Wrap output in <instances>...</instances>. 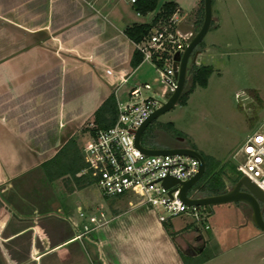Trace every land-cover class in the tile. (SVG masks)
Instances as JSON below:
<instances>
[{"label": "crops", "instance_id": "1", "mask_svg": "<svg viewBox=\"0 0 264 264\" xmlns=\"http://www.w3.org/2000/svg\"><path fill=\"white\" fill-rule=\"evenodd\" d=\"M170 2L178 17L184 0ZM157 8L143 22L129 0H0V264H183L177 241L191 259L209 247L199 232L189 245L171 239L144 206L97 207L89 184L49 182L41 167L70 139L81 154L94 112L147 63L130 67L124 30ZM196 14L177 30L197 28ZM240 232L235 249L264 236ZM218 248L201 264H220L230 247Z\"/></svg>", "mask_w": 264, "mask_h": 264}, {"label": "rangeland", "instance_id": "2", "mask_svg": "<svg viewBox=\"0 0 264 264\" xmlns=\"http://www.w3.org/2000/svg\"><path fill=\"white\" fill-rule=\"evenodd\" d=\"M170 1L158 0L157 11ZM200 2L184 0L182 12L178 15L180 22L192 20L196 13L202 22ZM144 18L143 22H149V15ZM196 50L203 52V55L197 58L195 65L212 67L207 87L202 89L197 86L185 106L177 104L161 115L145 129L143 135H151L158 141L159 138H174L173 130L164 133L159 131V125L172 124L174 130L182 136L176 141L181 140L185 145L190 142L197 152L219 162L218 170L226 166L221 178L226 189L230 190L232 182L240 178L232 168L233 153L242 146L247 136L259 127L264 128V0H212V27ZM188 81L187 77L185 87L190 84ZM144 83L152 87L144 97L164 101L158 96L162 83L149 63H144L139 73L123 87L120 99H124L126 91L133 85ZM83 145L84 141L80 143V148ZM198 182L190 189V193L199 186ZM88 189L94 204L97 207L103 204L106 211L115 200L102 197L92 183ZM122 201L126 203L127 199ZM237 209L246 215V223ZM153 212L157 215L159 211L154 209ZM199 212L202 213L204 223H196L191 217L181 216L168 220L165 223L166 230L175 236H183L182 239L189 245L196 240L197 228L209 245V255L218 252V246L230 247L219 260L220 264H264V236L247 240L239 249L233 248L236 231H259L251 222L248 206L232 203L212 206L209 211L200 207ZM204 226H208V229H204ZM177 243L181 245V251H186L181 241Z\"/></svg>", "mask_w": 264, "mask_h": 264}, {"label": "built area", "instance_id": "3", "mask_svg": "<svg viewBox=\"0 0 264 264\" xmlns=\"http://www.w3.org/2000/svg\"><path fill=\"white\" fill-rule=\"evenodd\" d=\"M134 2L129 0L130 4ZM177 24L176 12L167 22H159L146 39L135 44V49L143 56L142 62L149 63L156 70L162 83L158 96L164 101L144 97L152 90L148 83L133 86L126 91L123 100L116 97L114 124L107 129H99L92 122L86 127L87 139L81 149L85 164L82 174L89 176L104 198L127 199L130 206L158 210L157 218L161 224L181 216L191 217L202 224L204 219L199 212L200 207L187 206L180 200L178 184L169 188L162 185L166 178L178 182L190 180L198 173V162L182 155L148 156L135 144V132L165 103L166 97L176 87L173 57L186 47L185 38L177 31ZM157 63H162V67ZM232 162L240 178H246L264 194V128L259 127L246 137L242 146L233 153ZM187 195L192 199L199 197L190 190ZM90 221L95 222V219ZM195 230L198 232L197 228Z\"/></svg>", "mask_w": 264, "mask_h": 264}, {"label": "trees", "instance_id": "4", "mask_svg": "<svg viewBox=\"0 0 264 264\" xmlns=\"http://www.w3.org/2000/svg\"><path fill=\"white\" fill-rule=\"evenodd\" d=\"M200 4H202L201 18L203 19L202 0ZM132 6L137 14H139L140 16H146L150 13L155 12L157 8V0H135ZM176 12H178L177 5L172 2H167L160 7V9L154 15L150 23L140 25L134 24L130 27H127L124 30V34L127 39L130 40L132 43L138 44L148 37L151 30L159 22H167ZM201 23L202 22L199 18L196 22L197 28L201 26ZM164 57H166V55H164ZM142 60V54L135 49L130 60V67L132 69H136L141 64ZM157 65L158 67H162V63H157ZM211 73L212 67L210 66H197L195 64H191L188 67L187 71V77L189 78L190 84L184 87L182 96L178 104L181 106H185L189 95L194 91L197 86L202 89H205L207 87L208 79ZM253 95H255V93H253ZM253 97L260 103V101L255 96ZM116 117V100L114 95L112 94L108 98H106V100L94 112L93 122L99 129H107L114 124ZM166 130H173V133L175 135L174 138L172 137L169 139L168 137L165 140L159 138L158 141L155 139V137H151V135H143L141 138V145L147 149L171 148L175 140L182 138V136L180 135V133H178V131L174 130L173 125L170 123L167 125H159L160 132ZM186 147L196 150L190 142H188ZM202 156L205 161V172L201 177V181L198 182L199 186L197 188H193L192 192H195L199 197L221 195L225 193L227 189L224 181L221 178V173L223 172V168H225L226 166L222 167L221 170H218L219 162L215 161L212 158L205 157L204 155ZM41 167L44 170V174L47 181L49 182L58 178H62L64 176H70L76 181H83L86 184L91 183L88 175H81V177H77V174H79L85 169V164L81 157L80 150L74 139L68 140L66 144L58 151V153L52 159L43 163ZM232 168L234 167L232 166ZM234 184L235 182H232V185ZM165 223H162L164 230L171 239H174L175 234L166 230ZM208 250H210L209 247L202 250L200 255L196 259H191L189 256L182 253L180 250H178V252L183 264H201L217 253L215 252L214 254L209 255L207 254Z\"/></svg>", "mask_w": 264, "mask_h": 264}, {"label": "water", "instance_id": "5", "mask_svg": "<svg viewBox=\"0 0 264 264\" xmlns=\"http://www.w3.org/2000/svg\"><path fill=\"white\" fill-rule=\"evenodd\" d=\"M203 2V19L201 26L197 29L193 26H186L184 29L178 28V32L185 38L186 47L182 53L176 52L173 57V76L176 79V87L170 95L166 97L165 103L154 111L142 126L135 132L136 146L148 156L158 155H182L195 159L199 164L198 173L186 182H178L172 178L162 180V185L169 188L176 184L179 185L180 200L187 206L204 207L208 211L210 207L232 203H243L250 208V219L253 225L264 233V194L246 178H239L230 190L221 195L189 198L188 191L201 179L205 172V161L203 156L196 150L188 147L164 148V149H147L141 145V138L145 129L161 115L173 109L179 102L184 87L187 83V71L190 63H195L197 55L200 53L196 50L197 46L204 39L211 28L212 22V0H202ZM190 83V81H188Z\"/></svg>", "mask_w": 264, "mask_h": 264}, {"label": "flooded vegetation", "instance_id": "6", "mask_svg": "<svg viewBox=\"0 0 264 264\" xmlns=\"http://www.w3.org/2000/svg\"><path fill=\"white\" fill-rule=\"evenodd\" d=\"M181 141V140H180ZM180 141H176L172 144L171 148H180V147H186L185 144L181 143ZM263 212H264V208H263Z\"/></svg>", "mask_w": 264, "mask_h": 264}]
</instances>
